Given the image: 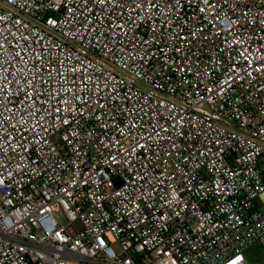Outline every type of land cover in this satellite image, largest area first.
<instances>
[{"label":"built area","instance_id":"1","mask_svg":"<svg viewBox=\"0 0 264 264\" xmlns=\"http://www.w3.org/2000/svg\"><path fill=\"white\" fill-rule=\"evenodd\" d=\"M264 0H0V264H264Z\"/></svg>","mask_w":264,"mask_h":264},{"label":"rangeland","instance_id":"2","mask_svg":"<svg viewBox=\"0 0 264 264\" xmlns=\"http://www.w3.org/2000/svg\"><path fill=\"white\" fill-rule=\"evenodd\" d=\"M246 255L248 256V260L251 259H264V251L259 248H251L247 250Z\"/></svg>","mask_w":264,"mask_h":264}]
</instances>
